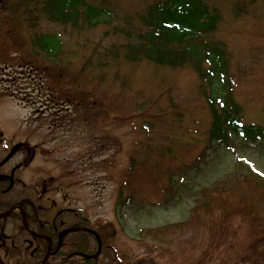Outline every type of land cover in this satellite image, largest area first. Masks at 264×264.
<instances>
[{
  "label": "rangeland",
  "instance_id": "rangeland-1",
  "mask_svg": "<svg viewBox=\"0 0 264 264\" xmlns=\"http://www.w3.org/2000/svg\"><path fill=\"white\" fill-rule=\"evenodd\" d=\"M45 1L51 16L63 18L59 12L72 10L77 15L68 22L54 16L37 21L36 29L16 16L17 43L2 27L0 65L10 70L0 71V154H8L14 143L37 146L22 177L36 184L54 177L67 195L65 205L90 225H113L104 263L150 258L155 264H192L188 248L175 242L160 247L145 230L188 219L198 196L193 191L219 186L238 167L264 176V0H195L196 17L207 9L216 18L194 41L206 48L199 49L197 60L171 65L155 64L146 55L129 61L111 51L135 47L139 32L156 24L152 16L164 0H71L75 7L69 11L60 0ZM20 6L34 16L30 4L20 1ZM159 39L150 44L144 39L141 46L180 49V42ZM55 43L64 51L62 65H55L60 64ZM40 49L44 56L39 53L31 63L27 55ZM15 57L19 64L9 62ZM222 61L231 80L212 89L206 77L219 74ZM60 68L66 73L58 83L51 73ZM17 155L15 150L14 163ZM143 158L159 172L151 176L148 168L130 178V167L141 170ZM121 186H131L137 199L120 206ZM166 187L171 195L163 193ZM10 231L4 228L5 235ZM6 258L0 248V259Z\"/></svg>",
  "mask_w": 264,
  "mask_h": 264
},
{
  "label": "trees",
  "instance_id": "trees-1",
  "mask_svg": "<svg viewBox=\"0 0 264 264\" xmlns=\"http://www.w3.org/2000/svg\"><path fill=\"white\" fill-rule=\"evenodd\" d=\"M4 1L1 9L3 14L0 18V31L2 32V27H6L5 34L11 36L15 43L19 42L18 37L14 35L17 27L16 16L20 17V20L31 24L29 25L30 29L37 28V21H47L48 18L53 20L54 15L51 16L53 11L52 8L51 10L49 9L48 1L45 5L38 0H25L24 2H29L33 6L32 14L34 16L32 17H30L29 10H25L22 14L11 3L8 5V0ZM181 7L184 10L185 8L187 10L198 9L195 7V0H165L156 7L157 12L152 16L156 24L146 31L142 30L139 32L137 45L135 47H119L116 45L118 47H113L112 53H117L121 58L129 61H132V59L135 61L138 56L146 55L147 59L159 65L182 63L185 59L197 60L200 58L199 49L206 47L202 46L201 42L199 45L194 43L197 38L184 32V28L182 29L181 27L185 25V27H190L188 29L204 31L206 25L216 20V18L211 13L207 14V9H199L197 17L196 12L180 16L178 10ZM59 13H63V11ZM201 34L206 33L203 32ZM159 36L171 42H180V49L183 51L180 52L179 48L173 47L170 52H159L146 45L141 46V44H144V39H147V43L150 44L153 41L160 40ZM30 42L34 49L38 47V44L36 45L35 43V38H32ZM19 48L22 49L21 45H19ZM39 53V51H34L31 63L37 61L36 57H38ZM215 53L217 54L216 56L219 54L221 57V51L218 50ZM206 55L209 56L210 52H207ZM55 65H62V63H55ZM85 65H83L81 73ZM222 66L219 78L217 77L218 74L213 72L206 77L212 89L220 87L229 81L228 73L224 71L225 63L223 61ZM65 73L66 70L60 68L58 74L52 72L51 75L53 74V78L60 83ZM220 77L224 78L220 79ZM74 81H77V76H73L72 80H70L71 83H74ZM148 162V160L143 158V163L140 162L141 170L135 169V165H132L130 177L134 178L139 172L144 175L148 168L153 170L152 173L149 170L151 176L154 173L157 174L159 171L156 163L148 166ZM137 178L138 176L135 177V180ZM153 178L154 181L157 180V177ZM127 191H129V195H126ZM163 193H165V196L171 195L172 190L166 187L163 189ZM193 194L198 196L194 199V206L189 213L188 219L159 227L156 230L147 229L145 232L153 240L157 241L160 247H163V245L168 247L175 242L177 246L182 245V247L188 248L187 250L192 254V264H264V178L262 176L244 166H242V170L238 167L219 186L202 188L193 191ZM133 195L135 194L132 187L121 186L117 196L120 206L132 202L130 196ZM35 217L34 228L32 229L36 235L51 238L53 242H55L53 237L58 239L59 235L58 246L52 249V254L44 264H56V261L64 264L71 257L83 263L98 264V261H94L90 256L97 252V239L102 241V251L105 252V240L107 242V239H112L114 234V227L111 223L104 222L90 225L89 220L77 215L75 210H71L70 220L72 222H65L66 228H56V231L51 228L52 223L50 224L39 210H36ZM38 219L42 224H50L48 228H40L37 222ZM59 222L60 217H57L54 220V224L58 227ZM187 232L190 233L191 237L186 239L185 235ZM23 234L34 245V256L30 260L31 264H40L47 253L45 242L38 236L26 234L23 229L15 231L10 238L16 249H12L8 254V262L13 264L16 257H18L20 263L26 259L28 254L25 253L26 248L21 242ZM198 234L200 236H197ZM193 239L194 246L193 243L191 244ZM61 241L66 243L64 248H60ZM138 264L155 263L153 260L147 259V261H141Z\"/></svg>",
  "mask_w": 264,
  "mask_h": 264
},
{
  "label": "flooded vegetation",
  "instance_id": "flooded-vegetation-1",
  "mask_svg": "<svg viewBox=\"0 0 264 264\" xmlns=\"http://www.w3.org/2000/svg\"><path fill=\"white\" fill-rule=\"evenodd\" d=\"M7 70H10L8 66H5ZM2 66L0 65V71H6L5 69H1ZM14 85V84H12ZM15 145L11 147V151L6 155L0 154V213L5 212L7 217L6 219H9V223L6 224L4 227L1 226L0 228H12V230H15V228H34V220L36 215V210L39 209V207L36 206L35 198H34V191L32 188L25 184V182L20 178V171L22 168L28 166L27 163V156L29 158L33 157L34 152L27 148V150L19 149L16 150L19 152L17 156H19V160H16L14 163L12 161L13 152L15 151ZM26 152V153H25ZM27 154V156H26ZM5 166H7V169H5ZM22 215L25 218V221L27 223V226L24 227L22 225ZM14 219V221H13ZM56 219V218H55ZM54 219V220H55ZM54 220L50 222L51 228H54V231H56V228H66L64 225V222L60 220L58 227L54 224ZM38 225L40 228H48L50 224H42L41 221L37 220ZM68 227V226H67ZM21 229V230H22ZM24 230V229H23ZM26 234H30L29 232L25 231ZM55 242L51 238H49V245H47L46 248L50 247L51 251L53 248H56L59 243V235L58 239L57 237H53ZM2 240V237L0 235V241ZM21 242H23V246L26 248L25 253H27V257L25 262L23 264H31L30 260L34 256V245L31 241H29L26 238V235L23 234V237L21 238ZM1 247H5V243ZM11 246L14 247V243L11 240L10 241ZM46 245V244H45ZM54 245V246H53ZM90 245V244H89ZM87 245V247H89ZM66 243H62L61 241V247H65ZM66 253V251H64ZM96 261V259L94 260ZM28 262V263H26ZM88 264L78 261V259H75L74 257H71L69 260H66L64 264ZM56 264H62L59 261H56ZM94 264V263H93Z\"/></svg>",
  "mask_w": 264,
  "mask_h": 264
}]
</instances>
